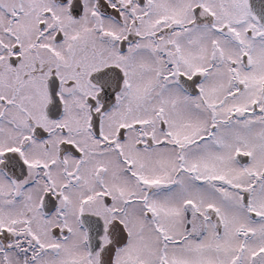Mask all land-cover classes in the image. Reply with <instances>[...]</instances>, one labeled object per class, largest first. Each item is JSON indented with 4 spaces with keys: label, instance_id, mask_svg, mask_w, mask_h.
I'll return each instance as SVG.
<instances>
[{
    "label": "snow or ice",
    "instance_id": "6c2138e0",
    "mask_svg": "<svg viewBox=\"0 0 264 264\" xmlns=\"http://www.w3.org/2000/svg\"><path fill=\"white\" fill-rule=\"evenodd\" d=\"M0 264H264V0H0Z\"/></svg>",
    "mask_w": 264,
    "mask_h": 264
}]
</instances>
